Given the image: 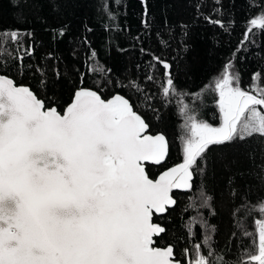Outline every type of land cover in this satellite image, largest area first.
Instances as JSON below:
<instances>
[{"label": "snow or ice", "instance_id": "1", "mask_svg": "<svg viewBox=\"0 0 264 264\" xmlns=\"http://www.w3.org/2000/svg\"><path fill=\"white\" fill-rule=\"evenodd\" d=\"M249 6L256 3L249 0ZM104 10L115 19L107 4ZM208 19L225 27L220 19ZM255 29L264 31V2L250 18L242 44ZM22 35L0 30V56L6 57L8 45L19 44ZM15 59L19 66L23 57ZM156 60L166 70L162 92L168 97L176 92L171 66ZM9 66L0 63V264H228L213 251L211 236L193 246L194 255L184 249L183 262L174 245L155 246L154 237L166 229L153 217L176 204L174 190H192L194 178L206 171L212 146L264 139L261 72L242 87L229 61L205 87L202 94L218 96V126L182 105V162L152 179L145 165L164 162L169 142L163 133L149 134V124L129 99L119 94L104 99L80 87L61 114L29 87L17 86L7 74ZM260 180L264 183V175ZM201 196L208 206L210 198ZM248 207L264 214V198ZM192 220L214 230L206 220ZM254 225L258 247L246 253L243 264H264V218Z\"/></svg>", "mask_w": 264, "mask_h": 264}, {"label": "trees", "instance_id": "2", "mask_svg": "<svg viewBox=\"0 0 264 264\" xmlns=\"http://www.w3.org/2000/svg\"><path fill=\"white\" fill-rule=\"evenodd\" d=\"M253 2L255 7L249 0H147L146 5L145 0H0V30L23 34L19 44L8 45L0 63L10 65L7 74L17 84L29 85L46 106L60 112L80 87L95 89L103 98L125 96L149 124V132H161L169 142L166 160L147 164L149 176L155 177L182 161V105L218 126V96L202 93L227 62L239 72L242 87L251 85L255 73L264 75V31L255 29L242 44L249 20L259 14L264 0ZM105 4L115 19L109 18ZM29 49L32 55H25ZM15 57H23L19 66ZM156 57L171 66L176 92L168 97L162 92L166 70ZM206 160V171L194 178L192 190L174 191L176 204L154 215L166 229L154 237L155 245H174L183 262L184 249L193 255V246L211 236L217 255L228 264H243L246 253L258 247L254 220L264 218L248 207L264 198V139L212 146ZM201 192L210 198L208 206ZM193 217L214 230L194 223Z\"/></svg>", "mask_w": 264, "mask_h": 264}, {"label": "water", "instance_id": "3", "mask_svg": "<svg viewBox=\"0 0 264 264\" xmlns=\"http://www.w3.org/2000/svg\"><path fill=\"white\" fill-rule=\"evenodd\" d=\"M12 78V77H11ZM13 79V78H12ZM14 80V79H13ZM16 83V82H15ZM16 85L17 86H27V87H29L30 88V86L29 85H26V84H17L16 83ZM85 88H89V87H85ZM31 89V88H30ZM79 89V88H78ZM89 89H91V90H94V91H96L95 89H92V88H89ZM32 90V89H31ZM33 91V90H32ZM76 91V90H75ZM34 92V91H33ZM98 92V91H97ZM35 93V92H34ZM98 94H100L99 92H98ZM101 95V94H100ZM114 95H116V94H114ZM119 95H121V94H119ZM73 96H74V94H73ZM113 96V95H112ZM112 96H110L109 98H111ZM103 98V97H102ZM109 98H104V99H109ZM72 99H73V97H72ZM72 99H71V101H72ZM71 101L68 103V104H70L71 103ZM68 104L65 106V108L68 106ZM64 108V109H65ZM58 110V109H57ZM135 110V109H134ZM64 111V110H63ZM136 111V110H135ZM61 114H63V112H61ZM139 114V113H138ZM142 116V115H141ZM143 117V116H142ZM161 132H157V133H151V132H149V134H153V135H155V134H160ZM182 162V161H181ZM180 163V162H179ZM147 164H154V163H152V162H148V163H146V165H145V167H147ZM178 164V163H177ZM154 165H157V164H154ZM176 164H173V165H171V166H169V167H167V168H165V169H163L160 173H158L155 177H150V178H152V179H156V178H158V176L163 172V171H165L166 169H168V168H170V167H173V166H175ZM146 171H147V168H146ZM174 191H176V190H174ZM175 199V198H174ZM160 215V214H159ZM153 222L154 223H157V222H155L154 220H153ZM163 227V226H162ZM155 246H157V245H155ZM157 247H164V246H157Z\"/></svg>", "mask_w": 264, "mask_h": 264}, {"label": "rangeland", "instance_id": "4", "mask_svg": "<svg viewBox=\"0 0 264 264\" xmlns=\"http://www.w3.org/2000/svg\"><path fill=\"white\" fill-rule=\"evenodd\" d=\"M189 110H190V109L188 108L187 111H189ZM183 124H184V123H183ZM183 124H182V126H183ZM193 255H194V253H193Z\"/></svg>", "mask_w": 264, "mask_h": 264}]
</instances>
